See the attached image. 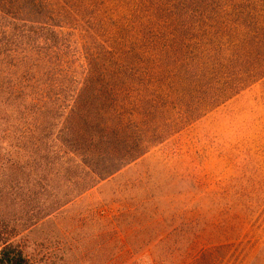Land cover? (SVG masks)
I'll return each mask as SVG.
<instances>
[{"label": "rangeland", "instance_id": "obj_1", "mask_svg": "<svg viewBox=\"0 0 264 264\" xmlns=\"http://www.w3.org/2000/svg\"><path fill=\"white\" fill-rule=\"evenodd\" d=\"M119 8L105 6V16L121 17ZM87 42L93 56L107 47ZM79 83L42 96L55 109L40 116L23 94L0 88V237L34 264H255L264 249V83L65 205L77 189L62 168L61 109Z\"/></svg>", "mask_w": 264, "mask_h": 264}, {"label": "trees", "instance_id": "obj_2", "mask_svg": "<svg viewBox=\"0 0 264 264\" xmlns=\"http://www.w3.org/2000/svg\"><path fill=\"white\" fill-rule=\"evenodd\" d=\"M129 1L0 0V88L40 116L55 109L42 96L80 82L61 109L62 168L77 189L65 205L264 83V0ZM86 38L107 47L93 56ZM0 264L34 263L2 236Z\"/></svg>", "mask_w": 264, "mask_h": 264}]
</instances>
